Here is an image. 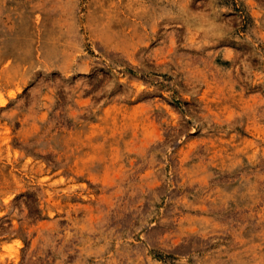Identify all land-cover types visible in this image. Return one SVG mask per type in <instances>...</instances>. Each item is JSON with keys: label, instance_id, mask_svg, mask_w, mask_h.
I'll use <instances>...</instances> for the list:
<instances>
[{"label": "rangeland", "instance_id": "rangeland-1", "mask_svg": "<svg viewBox=\"0 0 264 264\" xmlns=\"http://www.w3.org/2000/svg\"><path fill=\"white\" fill-rule=\"evenodd\" d=\"M0 264H264V0H0Z\"/></svg>", "mask_w": 264, "mask_h": 264}, {"label": "bare ground", "instance_id": "bare-ground-1", "mask_svg": "<svg viewBox=\"0 0 264 264\" xmlns=\"http://www.w3.org/2000/svg\"><path fill=\"white\" fill-rule=\"evenodd\" d=\"M12 95V94H11ZM2 103H4V102H2Z\"/></svg>", "mask_w": 264, "mask_h": 264}]
</instances>
